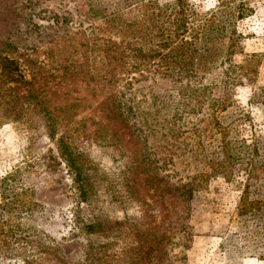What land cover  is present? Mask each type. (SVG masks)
Instances as JSON below:
<instances>
[{"label":"rangeland","instance_id":"obj_1","mask_svg":"<svg viewBox=\"0 0 264 264\" xmlns=\"http://www.w3.org/2000/svg\"><path fill=\"white\" fill-rule=\"evenodd\" d=\"M55 2L66 5L75 22L88 10L86 0L15 2L20 50L39 65L48 61L47 34L58 27L54 11L62 8ZM191 3L200 15L214 11L221 33L200 45L198 55L208 57L191 69H152L118 83L111 94L125 118L120 140L109 136L106 122L87 119L78 133L72 127L68 149L59 137L51 139L33 107L3 109L0 264H136L138 236L155 233L154 212L163 236L150 264H264V0ZM223 100L228 108L219 112ZM174 115L181 120L173 123ZM62 148L68 155L77 151L86 164L87 201L76 199ZM138 160L151 183L139 193L148 206L144 220L128 190ZM209 162L224 166L214 172ZM211 172L215 177L205 176ZM176 223L181 226L171 235L168 226Z\"/></svg>","mask_w":264,"mask_h":264},{"label":"trees","instance_id":"obj_2","mask_svg":"<svg viewBox=\"0 0 264 264\" xmlns=\"http://www.w3.org/2000/svg\"><path fill=\"white\" fill-rule=\"evenodd\" d=\"M15 2L17 0H0V126L5 121L4 108L16 103L28 104L47 121L51 139L59 137L68 149L65 140L70 138L72 127L75 126L74 133H78L77 126L87 119L106 122L109 136L115 142L125 137L126 131L119 126L125 122L122 108L111 94L118 83L137 81V75L144 78L145 72L152 69L154 72L191 69L208 57L206 53L198 55L201 53L199 47L206 48L221 33L215 12L200 15L191 0H174L166 5L158 0H86L88 10L79 18L80 22H75L71 13L63 9L66 5L55 2L52 6L62 8L54 11L58 27L52 28V35L47 34L50 39L42 48H46L48 61L39 65L28 59L27 52L20 50L22 31L17 20L22 16L14 8ZM23 57L30 66V77L22 68ZM170 75L167 73V77ZM221 105L219 112L226 111V100L220 101ZM172 118L173 123L181 120L177 115ZM223 132L219 134L223 136ZM93 134L99 136L101 132L93 131ZM224 148L229 149L227 143ZM68 149L62 148L61 154L75 181L76 199L84 202L89 197L87 167L77 151L68 155ZM135 164L133 173L137 177L128 190L141 205L144 220L148 206L144 208L145 197L139 193L142 187L149 190L151 183L147 181L146 169L140 160ZM207 165H212L214 171L224 163L209 162ZM213 174L216 173L205 176L213 178ZM248 177L252 179L254 175ZM168 187L172 192L173 188ZM248 190L246 185L243 199L249 196ZM155 197L158 202L160 196ZM155 214L150 230L155 232L152 238L141 235L136 241V264H150L151 250L161 244L163 234L158 231L160 223H156ZM97 225L91 224L90 228ZM179 225L181 223L168 226L171 235Z\"/></svg>","mask_w":264,"mask_h":264}]
</instances>
